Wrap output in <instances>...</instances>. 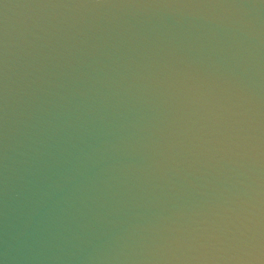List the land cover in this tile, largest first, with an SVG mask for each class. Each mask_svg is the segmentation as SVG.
I'll use <instances>...</instances> for the list:
<instances>
[{
	"label": "water",
	"instance_id": "95a60500",
	"mask_svg": "<svg viewBox=\"0 0 264 264\" xmlns=\"http://www.w3.org/2000/svg\"><path fill=\"white\" fill-rule=\"evenodd\" d=\"M0 264H264V0H0Z\"/></svg>",
	"mask_w": 264,
	"mask_h": 264
}]
</instances>
